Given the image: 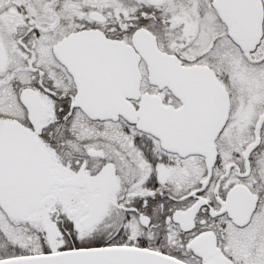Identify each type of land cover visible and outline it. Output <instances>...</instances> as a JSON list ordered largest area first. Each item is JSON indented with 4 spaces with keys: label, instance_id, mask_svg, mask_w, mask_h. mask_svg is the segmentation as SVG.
<instances>
[{
    "label": "snow or ice",
    "instance_id": "obj_1",
    "mask_svg": "<svg viewBox=\"0 0 264 264\" xmlns=\"http://www.w3.org/2000/svg\"><path fill=\"white\" fill-rule=\"evenodd\" d=\"M0 264H264V0H0Z\"/></svg>",
    "mask_w": 264,
    "mask_h": 264
}]
</instances>
